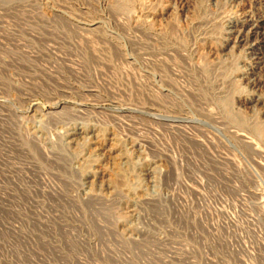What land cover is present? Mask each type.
Instances as JSON below:
<instances>
[{
  "label": "rangeland",
  "instance_id": "obj_1",
  "mask_svg": "<svg viewBox=\"0 0 264 264\" xmlns=\"http://www.w3.org/2000/svg\"><path fill=\"white\" fill-rule=\"evenodd\" d=\"M0 264H264V0H0Z\"/></svg>",
  "mask_w": 264,
  "mask_h": 264
}]
</instances>
